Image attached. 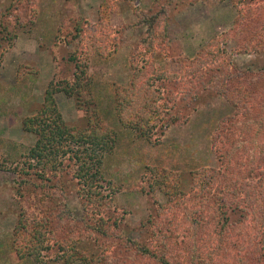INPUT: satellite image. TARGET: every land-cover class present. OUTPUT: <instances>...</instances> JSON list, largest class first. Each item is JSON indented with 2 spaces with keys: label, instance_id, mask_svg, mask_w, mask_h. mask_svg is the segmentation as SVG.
I'll use <instances>...</instances> for the list:
<instances>
[{
  "label": "trees",
  "instance_id": "1",
  "mask_svg": "<svg viewBox=\"0 0 264 264\" xmlns=\"http://www.w3.org/2000/svg\"><path fill=\"white\" fill-rule=\"evenodd\" d=\"M177 1L153 0L141 10L134 0H106L96 22L81 14L69 20L73 78L50 82L40 109L22 122L35 141L19 155L24 168L12 182L20 197L35 193L41 200L31 202L48 200V209L41 211L43 217L19 209L9 240L13 248L16 244L18 262L41 263V252L52 243L61 264H264V0H218L236 12L231 27L194 46L192 55L175 51L167 35L169 11ZM12 2L0 13V49L11 45L23 25L29 0ZM116 3L127 5L136 25L146 30L135 46L140 53L127 62V84L99 85L89 68L118 51L109 24ZM30 13L36 16V9ZM245 23L251 29L237 41L242 36L235 32ZM231 44L234 49H226ZM149 53L155 64L169 54L170 70L156 69L150 61L140 65L139 58ZM228 54L254 59L240 67ZM59 94L86 115L80 128L63 120ZM216 99L227 103L230 113L201 118L195 129L200 137L193 139L208 140L215 166H199L192 157L183 159V151L175 149L176 157L163 148L164 130L190 124L196 110ZM126 157L150 176L149 192L165 200L154 199L152 212L138 225L140 239L126 229L127 212L114 209L120 187L104 170L108 159L120 163ZM147 157L154 158L148 167ZM179 170L188 171L189 185L181 184ZM139 188L144 191L142 184ZM66 190H74L81 215L67 206Z\"/></svg>",
  "mask_w": 264,
  "mask_h": 264
},
{
  "label": "rangeland",
  "instance_id": "2",
  "mask_svg": "<svg viewBox=\"0 0 264 264\" xmlns=\"http://www.w3.org/2000/svg\"><path fill=\"white\" fill-rule=\"evenodd\" d=\"M105 2L106 0H29L25 3L27 11L23 12L25 18L22 20L23 25L15 30L16 35L11 45H8V42L5 44L7 48L4 49V45L3 49H0V264H61L56 254L57 246L52 243L49 250L41 252L39 256L41 263L34 260L18 262V256L15 253L16 244L13 248L9 240L20 212L19 209L24 206L29 213L36 217H43L41 211L48 209L46 204L48 200L45 205H42L41 202H31L40 199V196L35 193L20 197L16 191L17 185L12 181L17 178V169L21 171L24 168L22 166L24 158L19 155L25 151L24 149L31 147L35 141L32 135L22 130L23 120L40 109L43 93L50 82L71 81L73 78L74 66L69 61V57L75 44L70 46L66 43L67 30L72 23L69 24V20L81 14L86 21L94 23L99 16L100 6L107 4ZM152 2L153 0H134L133 5L141 10H147ZM12 3V0H0V13H3ZM31 7L36 9L34 17L30 13ZM108 9L110 8L108 7ZM235 16L236 12L227 2L178 0L169 11L167 35L172 41L175 51L178 49L187 55H192L195 52L194 46L209 42V39L221 35L223 31L229 29ZM30 17H33V22L28 21L31 19ZM110 19L109 24L114 30L118 51L107 62L92 63L89 73L95 77L99 85L109 81L115 82L119 86H125L129 80L127 62L140 53V50L135 46L146 27L136 25V18L132 11L127 8V5L120 3L116 5L115 13L111 15ZM255 24L260 23L256 22ZM130 25L132 26L129 27ZM237 29L239 30L235 33L241 32L240 36H242L237 38L238 41V39L246 38L248 30L251 28H248L245 23ZM226 49H234V44L227 46ZM172 51V55H176L178 52ZM229 56L240 67L254 59V55L249 54L233 55L232 57L228 54V58ZM144 57L145 59L139 58L140 65L150 61L156 69L170 70L171 68L169 54L164 61L157 64L153 61L157 58L152 57L150 53L145 54ZM56 101L66 124L78 125L80 128L81 124L86 122V115L76 108L74 100L59 94L56 96ZM230 111L231 108L224 101L220 99L211 101L208 106L205 108L202 106L192 114L190 124L173 126L164 130L165 136L160 137V140L163 141V148L173 151V155L176 157L183 151V159L185 156L188 159L192 157L199 166H215L216 158L210 151L208 140L205 141L203 138L193 140L196 136L200 137L195 129L200 127L198 124L201 118L211 120L213 113L216 112L217 119H221ZM158 137V132L153 135V139ZM169 140H173L175 143L166 145ZM153 159L147 157L146 161L144 160L145 165L148 167L149 162ZM162 163L163 156L160 166L165 165ZM104 170L113 184L120 187V192L116 195L114 209H117L118 212L123 210L127 212L125 216L126 229H134L131 236L140 239L142 232L139 231L140 229L138 230L139 223L152 212L154 199L159 204H163L164 198L158 193L149 192L150 188L147 182L150 181V176L133 159L126 157L120 163H117L115 159H108ZM179 171L182 174L181 184L189 185L188 171ZM141 184L143 192L139 188ZM103 190L107 192L105 185ZM73 191L66 190L67 206L81 215V207ZM17 242L21 243L19 245H24V242L18 237Z\"/></svg>",
  "mask_w": 264,
  "mask_h": 264
}]
</instances>
